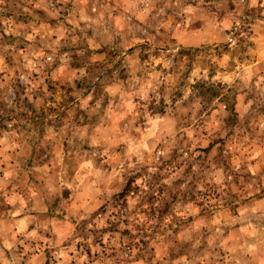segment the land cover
<instances>
[{"label":"clouds","instance_id":"clouds-1","mask_svg":"<svg viewBox=\"0 0 264 264\" xmlns=\"http://www.w3.org/2000/svg\"><path fill=\"white\" fill-rule=\"evenodd\" d=\"M0 264H264V0H0Z\"/></svg>","mask_w":264,"mask_h":264}]
</instances>
